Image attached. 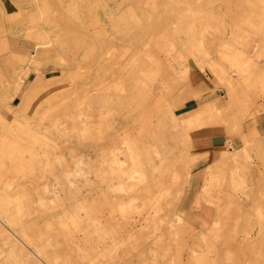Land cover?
Segmentation results:
<instances>
[{"label": "rangeland", "instance_id": "rangeland-1", "mask_svg": "<svg viewBox=\"0 0 264 264\" xmlns=\"http://www.w3.org/2000/svg\"><path fill=\"white\" fill-rule=\"evenodd\" d=\"M1 1L0 264H264V0Z\"/></svg>", "mask_w": 264, "mask_h": 264}, {"label": "crops", "instance_id": "crops-1", "mask_svg": "<svg viewBox=\"0 0 264 264\" xmlns=\"http://www.w3.org/2000/svg\"><path fill=\"white\" fill-rule=\"evenodd\" d=\"M6 10L11 9L12 0H2L1 1ZM35 72H31L27 76V81L23 80L24 87L28 85V82L34 78ZM23 87V88H24ZM211 86L209 84V80L205 76V73L199 68H191L189 71V79L188 82L183 87V102L180 105V107H185V110L192 109L194 107H197L200 103L206 100H210L214 98L215 96L212 93H209L208 89H210ZM202 92V93H201ZM205 95V97H204ZM202 98V102L199 101V99ZM14 102V101H13ZM207 140V145L209 144L210 147L216 148L219 146H222L226 143V135L224 133H212ZM238 140V137H232V141L236 142ZM200 153H204L203 151H200ZM206 156L203 155L200 157V159L205 158Z\"/></svg>", "mask_w": 264, "mask_h": 264}, {"label": "bare ground", "instance_id": "bare-ground-1", "mask_svg": "<svg viewBox=\"0 0 264 264\" xmlns=\"http://www.w3.org/2000/svg\"><path fill=\"white\" fill-rule=\"evenodd\" d=\"M9 15H10V14H9ZM13 16H14V15H13ZM13 16H10V17L14 18ZM15 16H16V15H15ZM17 17H18V16H17ZM17 17H16V19H17ZM17 20H18V19H17ZM1 24H2V23H1ZM41 27H42V26H41ZM1 30H2V29H1ZM38 36H39V35H38ZM1 45H2V44H1ZM3 47H4V46H3ZM188 112H191V113H197V112H198V108L196 107V108H194V109H192V110H190V111H187V113H188ZM185 113H186V112H185ZM188 115H189V114H188ZM195 115H196V114H195ZM193 116H194V115H193ZM253 133H254V132H253ZM254 134H255V133H254ZM254 134H253V135H254ZM242 141H243V140H242ZM1 203H2V202H1ZM3 204H5V203H3ZM0 205H1V204H0ZM2 207H3V205H2ZM2 207H1V208H2ZM1 208H0V210H1ZM4 208H6V206H4ZM4 208H3V209H4ZM3 211H7V210H3ZM1 212H2V211H1ZM7 212H8V211H7ZM2 213H3V212H2ZM6 215L8 216L9 213H7ZM3 217L6 219V217H5L4 214H3ZM7 219H8V218H7ZM7 219H6V220H7ZM5 222H6V221H5ZM108 248H109V247H108ZM106 250H107V249H106ZM110 250H112V249L109 248L108 251L111 252ZM102 251H103V249H102ZM104 251H105V249H104ZM104 251H103V252H104ZM105 252H106V251H105ZM109 252H108V253H109ZM112 252H113V251H112ZM108 253L106 252V254H108ZM111 254H112V253H111ZM109 255H110V254H108V256H109ZM106 256H107V255H106ZM108 256H107V257H108ZM110 256H111V255H110ZM111 257H112V256H111ZM111 257H110V258H111ZM110 258H108V259H110ZM108 259L103 258V259H102V264H114L112 261L110 262V260H108ZM113 261H114V260H113Z\"/></svg>", "mask_w": 264, "mask_h": 264}]
</instances>
